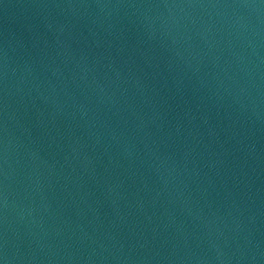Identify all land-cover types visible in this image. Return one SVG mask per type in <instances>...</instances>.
I'll list each match as a JSON object with an SVG mask.
<instances>
[{
  "label": "water",
  "instance_id": "95a60500",
  "mask_svg": "<svg viewBox=\"0 0 264 264\" xmlns=\"http://www.w3.org/2000/svg\"><path fill=\"white\" fill-rule=\"evenodd\" d=\"M0 264H264V0H0Z\"/></svg>",
  "mask_w": 264,
  "mask_h": 264
}]
</instances>
